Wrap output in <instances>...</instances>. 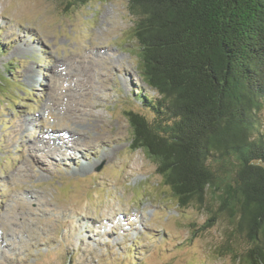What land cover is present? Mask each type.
<instances>
[{
    "label": "rangeland",
    "instance_id": "1",
    "mask_svg": "<svg viewBox=\"0 0 264 264\" xmlns=\"http://www.w3.org/2000/svg\"><path fill=\"white\" fill-rule=\"evenodd\" d=\"M127 4L0 0V264H237L221 255L229 220L203 229L208 209L179 207L153 162L130 148L124 113L142 111L138 93H155L139 77ZM72 100L92 112L76 126L85 139L102 138L71 158L40 153L42 137L73 127L60 106ZM84 163L90 170L76 172Z\"/></svg>",
    "mask_w": 264,
    "mask_h": 264
},
{
    "label": "trees",
    "instance_id": "2",
    "mask_svg": "<svg viewBox=\"0 0 264 264\" xmlns=\"http://www.w3.org/2000/svg\"><path fill=\"white\" fill-rule=\"evenodd\" d=\"M127 5L139 77L155 93H138L142 111L124 113L130 148L153 162L179 207L208 209L203 229L229 220L223 257L264 264V0ZM235 239L246 244L241 254Z\"/></svg>",
    "mask_w": 264,
    "mask_h": 264
},
{
    "label": "bare ground",
    "instance_id": "3",
    "mask_svg": "<svg viewBox=\"0 0 264 264\" xmlns=\"http://www.w3.org/2000/svg\"><path fill=\"white\" fill-rule=\"evenodd\" d=\"M31 48V47H30ZM29 50V49H28ZM89 62V61H88ZM84 63V61H83ZM81 65V64H80ZM84 66V65H83ZM81 66V67H83ZM80 67V69H81ZM79 69V68H78ZM90 70L91 68L87 66H84L83 68V73H84V77H86L87 81L86 83L82 84V87L79 89L80 90V93L82 94V96H87L90 92ZM93 77V76H92ZM92 79V78H91ZM63 91V89H62ZM71 91V90H69ZM78 93V92H77ZM96 93V92H95ZM58 96V95H57ZM56 96V97H57ZM60 96V94H59ZM55 97V98H56ZM63 97V96H62ZM59 99V98H58ZM65 99V97H64ZM72 99V98H70ZM83 99V98H82ZM87 99V98H86ZM85 99V100H86ZM60 100V99H59ZM64 101V100H63ZM82 101V100H81ZM69 102V101H68ZM61 103V102H60ZM88 104V103H87ZM61 106V112L64 113V115H66L68 117V120L71 121V124H72V128H68V129H65L63 134H59L58 132L56 133H52L50 134L48 137L49 138H45V137H42V141L39 142V144L36 146V149L42 153V154H45L47 155L48 157H53V155L55 153H59V157H61L65 152V156L68 157V158H71L73 156V149H76V150H81V149H84V148H89L91 147V145L96 141L97 138H102L99 136V133H96L91 139H85V132L84 131H81L79 130L77 127H81L82 123H81V120L86 117V116H89L92 112L89 110L88 108H80V107H77V104L75 102V100H72V102L70 103H65L63 105H60ZM89 106V105H88ZM93 110V109H92ZM58 111V110H57ZM43 115V114H42ZM45 116V115H44ZM99 118V116H97V114L95 115V120L93 119V122L94 123L92 125V127L95 128L96 125V121L97 119ZM87 118V117H86ZM33 119V118H32ZM35 119V118H34ZM90 119V118H89ZM91 120V119H90ZM88 120V122L90 121ZM77 126V127H76ZM91 126V125H90ZM30 127V126H29ZM92 130V129H91ZM88 131V130H87ZM41 135V134H40ZM87 137V135H86ZM105 137V136H104ZM34 140V139H33ZM29 142V141H28ZM94 146V145H93ZM31 148V147H30ZM35 152V151H34ZM105 157L107 158L108 157V154L105 155ZM30 158V157H29ZM100 160V159H99ZM27 161V159H26ZM25 161V162H26ZM27 164V163H26ZM91 164L87 163V164H81V166H79L78 169H76L77 171L76 172H87L88 169L90 170L91 167H89ZM40 166V165H39ZM29 167V166H28ZM30 168V167H29ZM32 169V168H31ZM25 173H30V169L28 168H25L24 169ZM23 175V174H22ZM26 175V174H25ZM31 175V174H29ZM24 176V175H23ZM15 221V220H14ZM9 223V222H8ZM83 227V226H82ZM13 228V227H12ZM6 230V229H5ZM14 229H10V231H8V233H13ZM84 231V230H82ZM4 232V230H3ZM6 234V233H5ZM16 234V233H15ZM81 234V233H80ZM12 236V235H11ZM80 238V237H79ZM7 241V240H6Z\"/></svg>",
    "mask_w": 264,
    "mask_h": 264
}]
</instances>
